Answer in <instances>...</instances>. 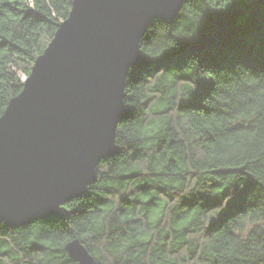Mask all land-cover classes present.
<instances>
[{
	"label": "trees",
	"instance_id": "obj_1",
	"mask_svg": "<svg viewBox=\"0 0 264 264\" xmlns=\"http://www.w3.org/2000/svg\"><path fill=\"white\" fill-rule=\"evenodd\" d=\"M72 2L0 0V117ZM141 51L117 152L68 217L0 221V264H264V0H185Z\"/></svg>",
	"mask_w": 264,
	"mask_h": 264
},
{
	"label": "water",
	"instance_id": "obj_2",
	"mask_svg": "<svg viewBox=\"0 0 264 264\" xmlns=\"http://www.w3.org/2000/svg\"><path fill=\"white\" fill-rule=\"evenodd\" d=\"M184 0H74L0 117V221L12 228L71 214L66 205L96 183L117 152L126 80L144 56L153 22H175ZM77 264H95L74 240Z\"/></svg>",
	"mask_w": 264,
	"mask_h": 264
},
{
	"label": "rangeland",
	"instance_id": "obj_3",
	"mask_svg": "<svg viewBox=\"0 0 264 264\" xmlns=\"http://www.w3.org/2000/svg\"><path fill=\"white\" fill-rule=\"evenodd\" d=\"M74 1V0H73ZM73 3V2H72ZM184 3H185V0H184ZM184 5V4H183ZM183 8V7H182ZM71 9H72V7H71ZM71 11V10H70ZM180 13V12H179ZM65 20H62L59 24H61L62 22H64ZM58 24V25H59ZM56 33V32H55ZM55 35V34H54ZM54 38V37H53ZM35 62H36V60H35ZM34 66V65H33ZM30 75H31V73H30ZM30 75L29 76H23L22 74H20L19 76H20V79L25 83L28 79H29V77H30ZM9 104V103H8ZM3 115V114H2ZM125 116V115H124ZM123 116V117H124ZM122 120V119H121ZM79 198V197H78ZM25 227V226H24Z\"/></svg>",
	"mask_w": 264,
	"mask_h": 264
},
{
	"label": "bare ground",
	"instance_id": "obj_4",
	"mask_svg": "<svg viewBox=\"0 0 264 264\" xmlns=\"http://www.w3.org/2000/svg\"><path fill=\"white\" fill-rule=\"evenodd\" d=\"M33 68V67H32ZM32 70V69H31ZM23 87H24V82H23Z\"/></svg>",
	"mask_w": 264,
	"mask_h": 264
}]
</instances>
